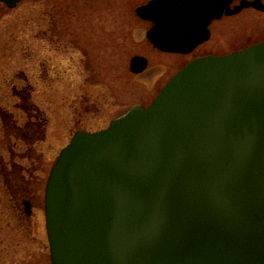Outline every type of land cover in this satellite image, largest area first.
<instances>
[{"label":"water","instance_id":"1","mask_svg":"<svg viewBox=\"0 0 264 264\" xmlns=\"http://www.w3.org/2000/svg\"><path fill=\"white\" fill-rule=\"evenodd\" d=\"M232 1L152 0L135 13L154 48L188 54L213 21L250 6ZM146 68L130 60L134 75ZM44 217L51 264H264V42L194 60L149 107L76 132Z\"/></svg>","mask_w":264,"mask_h":264},{"label":"rangeland","instance_id":"2","mask_svg":"<svg viewBox=\"0 0 264 264\" xmlns=\"http://www.w3.org/2000/svg\"><path fill=\"white\" fill-rule=\"evenodd\" d=\"M147 1L24 0L13 10L0 4V264H51L45 185L76 131L103 130L130 107H147L198 53L264 41V13L247 10L215 26L198 52L160 53L145 37L150 25L134 13ZM133 56L147 59L144 73H130ZM12 120L23 130L15 133Z\"/></svg>","mask_w":264,"mask_h":264},{"label":"flooded vegetation","instance_id":"3","mask_svg":"<svg viewBox=\"0 0 264 264\" xmlns=\"http://www.w3.org/2000/svg\"><path fill=\"white\" fill-rule=\"evenodd\" d=\"M149 1V0H148ZM241 1L242 0H234L233 1V3H232V5H231V9H233L234 8V6H238L240 3H241ZM248 3H252V2H255V1H258V2H261V4H263L264 5V0H246ZM145 4V3H144ZM254 11V12H258V11H256V10H254V8H252V7H250V8H247V9H245V10H243V11H241L239 14H237V15H234V16H223L221 19H219V20H217V21H215V22H213L212 24H211V26H210V28H209V30H210V39H211V37H212V34H213V29H214V27L215 26H217V25H219V24H221L223 21H225V20H227V19H231V18H233V17H237V16H239V15H241L244 11ZM258 13H260V12H258ZM149 24V23H148ZM150 25V24H149ZM210 41V40H209ZM209 41H207V42H205V43H203L202 45H200L199 47H197L192 53H190L189 55H191V54H193V53H195V52H198L202 47H204ZM258 43H260V42H258ZM254 44H257V43H253V44H250L249 46H251V45H254ZM249 46H247V47H249ZM247 47H245V48H247ZM242 49H244V48H239V49H237V50H232V51H228V52H224V53H221V52H207V51H204V52H202V53H198L194 58H192L191 60H189V61H187L185 64H183L179 69H178V71L179 70H181L184 66H186L190 61H192V60H194V59H197V58H200V57H204V56H224V55H227V54H230V53H232V52H235V51H239V50H242ZM188 55V56H189ZM177 56H180V57H187V55H177ZM177 71V72H178ZM152 102V101H151ZM150 102V103H151ZM11 115L9 116V118L11 119ZM35 118H37V119H39L36 115H35ZM30 119H31V117H30ZM14 121V122H13ZM12 122L14 123V132L15 133H18L19 131H22L23 130V127L22 126H20V125H18L16 122L17 121H15V120H12ZM37 122L38 121H36V123H34L33 121L31 122L32 124H33V126L35 127V130H36V132H38V129H40V133L41 132H44V128L43 129H41V127L39 126V125H37ZM44 135V134H43ZM30 207H31V204L29 205Z\"/></svg>","mask_w":264,"mask_h":264}]
</instances>
